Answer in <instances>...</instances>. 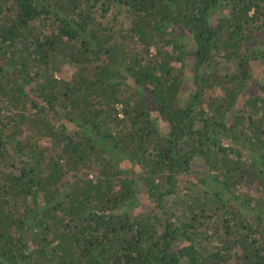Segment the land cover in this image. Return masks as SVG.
Returning a JSON list of instances; mask_svg holds the SVG:
<instances>
[{"label": "trees", "instance_id": "trees-1", "mask_svg": "<svg viewBox=\"0 0 264 264\" xmlns=\"http://www.w3.org/2000/svg\"><path fill=\"white\" fill-rule=\"evenodd\" d=\"M0 264H264V0H0Z\"/></svg>", "mask_w": 264, "mask_h": 264}, {"label": "rangeland", "instance_id": "rangeland-1", "mask_svg": "<svg viewBox=\"0 0 264 264\" xmlns=\"http://www.w3.org/2000/svg\"><path fill=\"white\" fill-rule=\"evenodd\" d=\"M252 64H253L254 69H256V68H258L260 66V61L259 60H257V61L255 60V61H253Z\"/></svg>", "mask_w": 264, "mask_h": 264}]
</instances>
